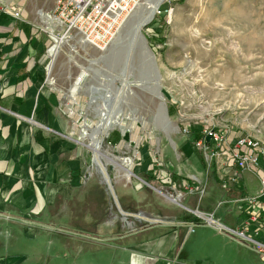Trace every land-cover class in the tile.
I'll list each match as a JSON object with an SVG mask.
<instances>
[{
    "label": "rangeland",
    "instance_id": "374dc122",
    "mask_svg": "<svg viewBox=\"0 0 264 264\" xmlns=\"http://www.w3.org/2000/svg\"><path fill=\"white\" fill-rule=\"evenodd\" d=\"M38 1L33 24L47 46L43 85L59 94L57 109L69 127L58 135L66 144L62 161L78 163L46 188L61 191L53 207L56 212L67 208L63 216L74 238L101 242L102 237L137 232L149 223L128 217L136 225L129 228L121 219L102 183L93 150L98 127L120 112V126L103 137L102 157L106 165L116 166L113 187L121 208L136 215L153 208L155 216L182 222L196 216L200 222L188 226L180 249L186 264H264V255L253 243L230 232L237 230L239 217L243 226L251 223L250 215L243 217V205L239 214L235 203L224 197L239 185L241 171L230 165L228 154L212 159L213 145L194 144L184 131L204 134L214 129L229 141L253 134L264 145V0H165L141 29L160 73L162 100L150 92L149 82L141 80L139 50H132L128 32L156 0H140L104 51L43 20L41 16L53 14L56 0ZM161 102L167 106L168 124L157 115ZM168 105L175 107V117L169 115ZM124 162L130 163L128 170ZM212 162L222 185L208 174ZM127 171L130 179L122 177ZM145 172L155 183L145 180ZM121 202L131 204L132 210H125ZM207 214H214L228 231L219 233L209 226L203 218ZM97 223L114 228L108 232ZM161 227L155 226L158 230L151 235ZM191 255L199 262H189L186 256Z\"/></svg>",
    "mask_w": 264,
    "mask_h": 264
},
{
    "label": "crops",
    "instance_id": "0c3cea01",
    "mask_svg": "<svg viewBox=\"0 0 264 264\" xmlns=\"http://www.w3.org/2000/svg\"><path fill=\"white\" fill-rule=\"evenodd\" d=\"M38 2L0 0V7H8L7 12L0 11V264H186L181 262L180 249L193 221L158 217L153 208L140 209L138 214L161 221L149 222L137 232L82 243L67 228L63 216L67 208L55 211L53 204L61 191L46 187L59 182L78 163L62 161L66 144L58 135L69 127L57 109L59 94L43 85L47 46L33 24ZM263 172L264 156L259 168L241 171L239 185L224 196L238 203L234 211L239 213L244 206V218L260 212L261 206L243 204L239 195L259 197ZM179 198L181 201L182 196ZM127 206L131 211V204ZM243 221L238 218L236 229H243ZM160 225V232L151 235ZM108 228L109 232L114 226ZM248 235L264 242V212L258 223H250ZM186 257L189 262H199L192 255Z\"/></svg>",
    "mask_w": 264,
    "mask_h": 264
},
{
    "label": "built area",
    "instance_id": "2783aa9c",
    "mask_svg": "<svg viewBox=\"0 0 264 264\" xmlns=\"http://www.w3.org/2000/svg\"><path fill=\"white\" fill-rule=\"evenodd\" d=\"M140 0H56L55 9L52 15V24L65 35L72 32L82 37L84 42L105 50L128 17L134 11ZM8 7H0V11L7 12ZM52 32V31H51ZM189 133L188 130H184ZM206 139L211 138L213 149L210 151L211 158L220 154H228V161L237 171H246L261 166V157L264 156L263 142L253 134H246L229 139L222 133L212 129L204 133ZM204 144V141L198 143ZM206 147V145H205ZM236 181V180H235ZM261 194L259 197H247L239 200L250 206L260 207L261 211H254L251 214V222H257L264 212V172L260 177ZM203 215V214H202ZM204 221L214 227L219 233L228 231L219 221L214 219V214L203 217ZM250 225V224H249ZM191 231H194L193 227ZM233 237L242 242H251L255 250L264 255V242L255 240L248 235V224L243 229L230 231Z\"/></svg>",
    "mask_w": 264,
    "mask_h": 264
},
{
    "label": "bare ground",
    "instance_id": "6f19581e",
    "mask_svg": "<svg viewBox=\"0 0 264 264\" xmlns=\"http://www.w3.org/2000/svg\"><path fill=\"white\" fill-rule=\"evenodd\" d=\"M164 1L165 0H156V2H151L150 9H149L147 15L140 16L139 19L137 20V23L130 28V30L128 32L130 34L132 47H133L134 42H136L140 38V30L142 29V27H144V24L149 23L153 19V17L155 16L154 15L155 12L157 11V9L161 6V4ZM41 17L43 20L52 21L51 17L50 18H46L45 16H41ZM100 51H104V50H100ZM117 91H119L120 94H122V92H124V90H117ZM162 99H163V97H162ZM120 119H121V115H120V112H118V113H116L115 117L112 120H107V121L103 122L98 127L96 134L92 137V141L94 143L93 150H94L96 157H97V165L100 167V175H101V178L103 181L102 183L106 186L111 185L112 187H113V176L112 175L115 174V172H116V166L114 164H107L106 165L103 162L102 140H103V137L107 136L110 133V131L113 130V128L115 126H120V124H121ZM108 156L110 159H113L112 155H108ZM129 166H130V163L124 162V168H126V170L129 169ZM122 177H124L126 179H130L131 174L127 171L122 175ZM121 219H123V221L126 222L128 227H131V228L134 227V224L127 220V216L125 214L122 215ZM147 219H148L147 222H156V221H154V219H149V218H147Z\"/></svg>",
    "mask_w": 264,
    "mask_h": 264
},
{
    "label": "water",
    "instance_id": "95a60500",
    "mask_svg": "<svg viewBox=\"0 0 264 264\" xmlns=\"http://www.w3.org/2000/svg\"><path fill=\"white\" fill-rule=\"evenodd\" d=\"M133 23H131L132 25ZM148 23L144 24L146 26ZM131 25L129 27H131ZM128 31V30H127ZM127 34V33H126ZM139 50V57H140V62H141V70H140V78L141 80L145 82H149L151 84L150 87V92L156 96L158 99L162 100V94H161V87H160V73L155 61L154 54L149 50L143 35L141 34L140 30V38L134 42L132 50L134 49ZM118 90V89H117ZM157 115L166 123L168 124V119H167V106L165 105V102H161V104L158 107ZM207 142H211V138L207 137ZM107 192L109 195H111L114 204L116 205L118 211L121 213V215L125 214L128 217H132L136 219V217L141 216L140 214H131L130 212H125L119 203V199L117 196V193L115 189L111 186H107ZM156 221L155 223L160 222L161 220L154 219Z\"/></svg>",
    "mask_w": 264,
    "mask_h": 264
},
{
    "label": "trees",
    "instance_id": "16d2710c",
    "mask_svg": "<svg viewBox=\"0 0 264 264\" xmlns=\"http://www.w3.org/2000/svg\"><path fill=\"white\" fill-rule=\"evenodd\" d=\"M153 47H154V45H153ZM168 110H169V115L171 117H175V115H176L175 107L173 105H168ZM188 132H189L191 140L194 144H198L199 142L204 141L207 148H210L212 146V143H208L205 135L202 134L200 131H192V132L188 131ZM210 168H211V171L209 170L208 174L211 177V179L218 184H221V185L224 184L220 179H218L216 164L212 162ZM144 175L147 176V177H145V180L148 183H150V184L155 183L153 176L150 175L151 177H148L149 175L147 174V172H145ZM228 191H230V189H228ZM239 196H242V197H239L238 200H240V199L242 200V199L247 198L245 193H243V194L240 193ZM121 204H122V207L128 211V206H126V205L124 206L122 202H121ZM187 218H188L187 220H184L185 222H190V221H193L194 223L200 222V220L196 216L191 215V217H187Z\"/></svg>",
    "mask_w": 264,
    "mask_h": 264
}]
</instances>
